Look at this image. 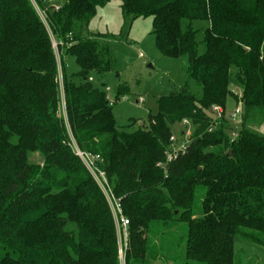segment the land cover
Wrapping results in <instances>:
<instances>
[{
    "label": "trees",
    "instance_id": "16d2710c",
    "mask_svg": "<svg viewBox=\"0 0 264 264\" xmlns=\"http://www.w3.org/2000/svg\"><path fill=\"white\" fill-rule=\"evenodd\" d=\"M107 1L0 0V264H119L120 238L124 264H241L235 237L264 246V0H120L124 17L152 18L158 50L185 56L200 87L159 96L157 112L132 132L117 126L105 90L88 79L111 68L100 34L82 37ZM194 20L208 22L202 51ZM64 54L75 58L77 80ZM233 67L240 95L229 88ZM228 97L240 106L236 137ZM182 120L193 133L161 167ZM72 140L99 156L128 220L120 238Z\"/></svg>",
    "mask_w": 264,
    "mask_h": 264
},
{
    "label": "rangeland",
    "instance_id": "374dc122",
    "mask_svg": "<svg viewBox=\"0 0 264 264\" xmlns=\"http://www.w3.org/2000/svg\"><path fill=\"white\" fill-rule=\"evenodd\" d=\"M36 10L42 16L37 7ZM207 26L206 20L192 22V27L196 31V40L200 42V51L203 49L201 42ZM95 33L100 34L99 40L108 45L111 68L104 74L90 72L89 76L93 79L91 83L94 86L102 91L108 86V96L112 100L116 98L111 110L117 126L121 129L128 132L138 129L142 122H147L149 114L153 115L157 112L158 97L167 95L174 89L186 85L189 92L200 94V87L186 74V57H168L156 47L151 17L134 19L129 16L124 17L121 1L108 0L96 9L84 28L82 37H89ZM52 41L56 40L52 37ZM54 49L59 63V48L56 46ZM62 59L66 74L77 80L78 66L75 58L64 54ZM58 83L59 112L63 116L65 109L60 67ZM120 87H124L126 91L121 93ZM229 88L237 95L242 91V86L235 78L234 67L230 70ZM235 105V100L228 97L224 112L230 125L232 124L229 116L234 111ZM212 114L216 113L213 111ZM132 120L134 123H131ZM253 128L261 130L256 125ZM171 132L175 137L174 145L178 146L188 142L193 133V126L189 122H176L171 126ZM31 159L40 160L37 154L32 155ZM124 231L126 233V229ZM233 244L235 256L241 264H264V246L240 237H235ZM119 246L122 248L121 238ZM161 263L167 264L164 261ZM119 264H124V257L121 254H119Z\"/></svg>",
    "mask_w": 264,
    "mask_h": 264
},
{
    "label": "built area",
    "instance_id": "2783aa9c",
    "mask_svg": "<svg viewBox=\"0 0 264 264\" xmlns=\"http://www.w3.org/2000/svg\"><path fill=\"white\" fill-rule=\"evenodd\" d=\"M52 44H53V47H56V46L60 45L61 42L52 41ZM88 79L91 80L92 78L89 77ZM108 91H109V87L107 86L105 88L106 99H107L108 105H113L116 98H114L113 100L110 99V97L107 94ZM122 99H123V97H122ZM212 110L216 113L215 117L220 118L222 109L218 106H214V107H212ZM229 120L231 121V124L233 127L230 129V135H231V137H236L237 132L235 131V129L237 128V126L239 125V123L241 121V119H240V106L235 107L234 111L229 116ZM181 122L182 123H188L187 120H182ZM213 129H214V126H211L209 130L212 131ZM169 141H170V144H169L167 150L165 151V162H164V164L161 165V167L165 166V164L171 163L179 154H182L184 152V149L186 148L187 143H188L187 142V143H184V144H181L178 146L174 145L175 137L173 135L170 136ZM72 144H73L72 148H73L75 154L82 160V162L84 163V165L86 166V168L88 169V171L90 172V174L92 175L94 180L97 182V184L101 188V190H102V192H103V194H104V196H105V198H106V200L110 206L112 214L114 216L118 236H120V228H123V230L126 229V226L128 224V220L122 215L120 201L112 193V190H111V187H110L108 180L106 178L105 172L102 171L97 166V161L99 160V156L98 155H92V154H89L87 152L81 151L80 149H78L76 147L73 140H72ZM118 254L123 255V249L120 246H119Z\"/></svg>",
    "mask_w": 264,
    "mask_h": 264
},
{
    "label": "crops",
    "instance_id": "0c3cea01",
    "mask_svg": "<svg viewBox=\"0 0 264 264\" xmlns=\"http://www.w3.org/2000/svg\"><path fill=\"white\" fill-rule=\"evenodd\" d=\"M61 110H62V112H63V106L61 107ZM63 115H64V113H63Z\"/></svg>",
    "mask_w": 264,
    "mask_h": 264
},
{
    "label": "water",
    "instance_id": "95a60500",
    "mask_svg": "<svg viewBox=\"0 0 264 264\" xmlns=\"http://www.w3.org/2000/svg\"><path fill=\"white\" fill-rule=\"evenodd\" d=\"M149 66H150V64H149Z\"/></svg>",
    "mask_w": 264,
    "mask_h": 264
}]
</instances>
